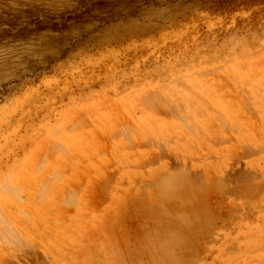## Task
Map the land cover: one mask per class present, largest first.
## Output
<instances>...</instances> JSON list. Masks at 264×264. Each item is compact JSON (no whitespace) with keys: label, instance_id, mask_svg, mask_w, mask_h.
<instances>
[{"label":"rangeland","instance_id":"374dc122","mask_svg":"<svg viewBox=\"0 0 264 264\" xmlns=\"http://www.w3.org/2000/svg\"><path fill=\"white\" fill-rule=\"evenodd\" d=\"M0 264H264V0H0Z\"/></svg>","mask_w":264,"mask_h":264},{"label":"bare ground","instance_id":"6f19581e","mask_svg":"<svg viewBox=\"0 0 264 264\" xmlns=\"http://www.w3.org/2000/svg\"><path fill=\"white\" fill-rule=\"evenodd\" d=\"M139 105H141V104H139ZM227 107H228V106H227ZM144 109H145V108H144ZM144 113H145V112H144ZM146 113H147V111H146ZM150 118H151V117H150ZM113 120H114V119H113ZM113 120H112V121H113ZM81 122H82V121H81ZM81 122H80V124H81ZM87 123H88V122H87ZM77 127H78V126H77ZM80 127L82 128V126H80ZM121 127H122V126H121ZM121 131H122V130H121ZM125 133H126V132H125ZM156 142H157V141H156ZM143 147H144V146H143ZM112 148H113V147H112ZM129 148H130V147H129ZM132 148H133V147H132ZM178 172H179V170H178ZM189 174H190V173H189ZM189 176H190V175H189ZM171 177H173V176H171ZM217 177H218V176H217ZM227 178H228V177H227ZM161 179H162V178H161ZM168 179H169V178H168ZM181 179H182V178H181ZM209 179H210V178H209ZM171 180H172V178H171ZM173 180H174V177H173ZM178 180H179V179H178ZM163 181H164V179H163ZM217 182H219V181L217 180ZM171 183H172V182H171ZM214 183H215V182H214ZM223 183H225V182H224V179H222V183H219V184L222 185ZM158 184H159V183H158ZM164 184H165V182H164ZM167 184H168V182H167ZM175 184H176V183H175ZM181 184H182V183H181ZM219 184H218V185L216 184V185L219 186ZM260 184H261V183H260ZM155 185H157V184H155ZM176 185H177V184H176ZM184 185H185V184H184ZM184 185H183V186H184ZM187 185H188V183H187ZM216 185H214V186H216ZM221 185H220V186H221ZM225 185H227V183H226ZM193 186H194V185H193ZM207 186H208V184H207ZM207 186H206V187H207ZM214 186H213V188H214ZM240 186H241V185H240ZM157 187H158V186H157ZM159 187H160V186H159ZM170 187H171V186H170ZM188 187H189V186H188ZM190 187H191V186H190ZM201 187H202V186H201ZM164 188H165V187H164ZM168 188H169V187H168ZM186 188H187V187H186ZM160 189H161V188H160ZM178 189H179V188H178ZM203 189H204V188H203ZM144 190H145V189H144ZM214 190H215V189H214ZM44 191H45V190H44ZM169 191H170V190H169ZM201 191H202V190H201ZM217 191H218V190H217ZM144 192H145V191H144ZM203 192H204V191H203ZM203 192H202V193H203ZM180 193H182V192H180ZM202 193H201V194H202ZM161 194H162V192H161ZM201 194H200V195H201ZM205 194H206V193H204V195H205ZM182 195H183V194H182ZM193 195H194V194H193ZM204 195H203V196H204ZM187 196H188V195H187ZM203 196L201 195L200 197L202 198ZM189 197H190V196H189ZM200 197H199V199H201ZM204 197H205V199H201L200 201H203V200H206V199H207L206 196H204ZM143 199H145V198H143ZM144 201H145V200H144ZM105 202H106V201H105ZM158 203H159V202H158ZM181 203H182V202H181ZM161 204H162V203H161ZM70 205H71V204H70ZM153 205H154V204H153ZM180 205H181V204H180ZM152 208H153V207H152ZM155 211H156V210H155ZM151 213H152V212H151ZM153 213H154V212H153ZM156 213H157V212H156ZM178 213H180V212H178ZM186 213H187V212H186ZM184 215H185V214H184ZM158 219H159V218H158ZM188 220H189V219H188ZM185 221H187V220H185ZM143 223H144V222H143ZM145 223H146V222H145ZM180 223H181V222H180ZM187 223H188V222H187ZM167 224H168V223H167ZM115 228H116V227H115ZM140 228H141V227H140ZM175 228H176V227H175ZM115 231H116V230H115ZM37 232H38V231H37ZM113 233H114V232H113ZM170 233H171V232H170ZM147 237H148V236H147ZM152 237H153V236H152ZM169 237H170V236H169ZM176 241H177V240H176ZM149 243H150V242H149ZM152 245H153V244H152ZM155 246H156V245H155ZM153 247H154V246H153ZM147 251H148V250H147ZM155 251H156V250H155ZM84 253H85V252H84ZM149 253H151V252H149ZM149 253H148V254H149ZM124 258H125V257H124ZM128 258H129V257H128ZM142 259H143V258H142ZM166 259H167V258H166ZM119 261H120V260H119ZM126 261H127V260H126ZM155 263H156V262H155Z\"/></svg>","mask_w":264,"mask_h":264}]
</instances>
